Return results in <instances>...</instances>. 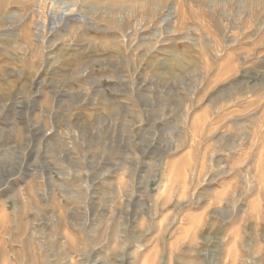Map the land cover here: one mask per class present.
<instances>
[{
	"label": "rangeland",
	"instance_id": "rangeland-1",
	"mask_svg": "<svg viewBox=\"0 0 264 264\" xmlns=\"http://www.w3.org/2000/svg\"><path fill=\"white\" fill-rule=\"evenodd\" d=\"M0 264H264V0H0Z\"/></svg>",
	"mask_w": 264,
	"mask_h": 264
}]
</instances>
